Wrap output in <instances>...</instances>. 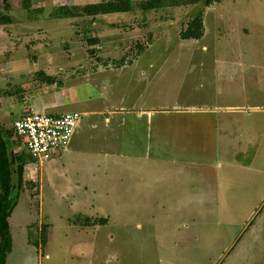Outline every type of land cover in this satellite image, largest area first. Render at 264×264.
I'll use <instances>...</instances> for the list:
<instances>
[{"label": "rangeland", "instance_id": "1", "mask_svg": "<svg viewBox=\"0 0 264 264\" xmlns=\"http://www.w3.org/2000/svg\"><path fill=\"white\" fill-rule=\"evenodd\" d=\"M8 1L5 11L0 0V12L12 18L0 25V124L12 129L27 95L32 110L41 111L29 91L49 82L31 70L42 60L28 53H55L76 42L82 52L63 70L96 75L101 83L72 82L89 93L86 105L104 107L111 118L123 108L124 117L151 122L158 159L185 168L198 185L203 175L206 196L211 187L218 192L214 202L190 203L187 218L161 204L156 218L142 213L148 204H128L124 216L132 206L142 212L120 218L121 205L67 186L63 180L71 178L63 177L58 157L39 164L26 151L25 182L8 218L19 254L10 264H264V0L208 6L201 0L94 21L77 11L56 22L49 17L55 6L98 0H29V10L23 0ZM201 9L204 35L181 39ZM92 37L96 46L87 43ZM4 43L14 58H5ZM9 64L15 69L5 70ZM12 139L17 153L22 138ZM108 189L115 196L116 178ZM21 223L27 237L16 232Z\"/></svg>", "mask_w": 264, "mask_h": 264}, {"label": "crops", "instance_id": "2", "mask_svg": "<svg viewBox=\"0 0 264 264\" xmlns=\"http://www.w3.org/2000/svg\"><path fill=\"white\" fill-rule=\"evenodd\" d=\"M124 13L127 12L110 13L99 15L98 17ZM50 19L56 22L64 18L50 17ZM1 44L2 41L0 42ZM7 46L8 44L5 46L4 43L3 54L6 59H12L14 58L12 56L13 51L7 49ZM60 49L61 51L59 52L51 53L49 51L41 55L28 53L30 60L35 61L38 58L42 60V65L38 69L33 68L31 70H45L47 74L53 76V80L47 85H42L41 87L38 84L39 88L29 92H31V100H34L39 105L40 112L59 114L77 111L81 114L80 120L66 147L51 158L58 157L57 161H60L59 167L62 168L63 177H67L66 172H68L71 179L63 180L65 184L67 183V186L81 188L86 196L91 195L92 198L103 199L106 202H115L121 205L118 208L120 211H117L120 214V218L129 216L128 213H132L134 217H137L142 212L139 210L142 208L132 206L133 210L124 216L126 213L121 211H127L126 206L128 204H148L142 213H148L149 217L156 218L155 212L157 211L155 209L157 206L155 207V205L161 204L164 211L176 212L179 218H187L190 214V208L188 207L190 203H203L205 200L214 202L216 200L218 195V192L215 194L216 191H214L216 187H211L209 191L211 195L206 196L210 193H205L203 175L200 180L201 184L198 185L188 179V170L185 168L170 167V165L165 164L168 162L166 159H158V155L152 150L156 147V144L154 145L152 142L151 122L141 125L140 116L124 117L122 114H126V112L124 113L125 109L123 108L121 109L123 113L118 111V116L114 118L108 116L104 107L89 108L86 105L91 100L89 93L80 91L78 83L76 85L72 82L76 78L82 84L99 87L101 85L100 79L96 75L91 77L88 73L78 75L80 71L76 70H63L64 67L70 64L67 62L70 61L69 59L77 51L82 52V50L80 51L81 48L76 46V42L70 43L68 49H64L63 46ZM61 58H64V61ZM9 65H7L5 70L15 69L12 65ZM97 72L100 73L102 71L99 70ZM23 101L24 107L20 112L32 109L31 104H29V95L24 96ZM81 103L83 104L80 105L82 107L81 110L75 109L76 107L74 106ZM111 123L114 124L111 125ZM162 154H169L168 149L165 148ZM198 170L195 169L193 172L195 175L192 174V178L198 175ZM201 172L203 173L204 170ZM215 174L216 172L213 175ZM115 178L117 192L114 196L109 191L108 184ZM187 180L190 182H186ZM194 212L197 211L194 210L192 213ZM103 219L104 222H107L109 217ZM18 227L20 228L18 229ZM18 227L16 232H22L27 237L26 226L21 223V226ZM10 233L12 246L4 264H10L12 259L10 257H13L14 254L19 255L18 248H14L15 242L11 226Z\"/></svg>", "mask_w": 264, "mask_h": 264}, {"label": "trees", "instance_id": "3", "mask_svg": "<svg viewBox=\"0 0 264 264\" xmlns=\"http://www.w3.org/2000/svg\"><path fill=\"white\" fill-rule=\"evenodd\" d=\"M201 0H98L94 2H89L85 4H63L55 6L49 11V17L57 18H70L76 16L77 11L85 16L91 18V20H97L99 15H105L110 13L119 12H132L139 9L142 12H147L150 10H159L166 7H174L183 4H196ZM215 0H205L204 5L208 6ZM3 9L5 11L10 10V3L8 0H1ZM23 6L26 10L30 9V1L23 0ZM40 9H33L31 12H38ZM203 10H199L198 13L191 16L185 23L184 28L179 32V37L181 39H199L204 35L205 25ZM11 17L8 13L0 12V25L7 24L11 21ZM98 38L92 37L87 39L88 45H97ZM137 48H142V45L137 43ZM88 53L94 52V48H87ZM94 49V50H93ZM142 50V49H141ZM97 51V49H96ZM135 56H137L135 54ZM37 74L46 81L51 82L53 76L46 74L43 70H37ZM6 131L8 135L13 137V131L11 128ZM12 139V143H13ZM19 152L16 153V161L18 166V192L15 197H9L11 188V171L9 167L7 144L3 139L0 132V264L5 263L7 254L11 250L12 237L10 233V226L8 218L10 217L14 207L16 206L20 194V190L23 187L25 180L23 179V172L26 163V149L23 142L19 143ZM28 153V152H27Z\"/></svg>", "mask_w": 264, "mask_h": 264}, {"label": "built area", "instance_id": "4", "mask_svg": "<svg viewBox=\"0 0 264 264\" xmlns=\"http://www.w3.org/2000/svg\"><path fill=\"white\" fill-rule=\"evenodd\" d=\"M80 117L77 111L53 114L27 109L14 120L12 131L22 138L28 154L40 164L66 147Z\"/></svg>", "mask_w": 264, "mask_h": 264}, {"label": "water", "instance_id": "5", "mask_svg": "<svg viewBox=\"0 0 264 264\" xmlns=\"http://www.w3.org/2000/svg\"><path fill=\"white\" fill-rule=\"evenodd\" d=\"M0 132L7 144L9 167L11 171V188L9 197H15L18 192V166L16 161V153L11 137L8 135L6 128L0 124Z\"/></svg>", "mask_w": 264, "mask_h": 264}]
</instances>
